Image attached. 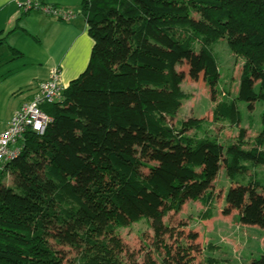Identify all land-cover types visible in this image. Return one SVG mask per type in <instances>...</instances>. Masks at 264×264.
Returning <instances> with one entry per match:
<instances>
[{
  "label": "trees",
  "instance_id": "16d2710c",
  "mask_svg": "<svg viewBox=\"0 0 264 264\" xmlns=\"http://www.w3.org/2000/svg\"><path fill=\"white\" fill-rule=\"evenodd\" d=\"M81 13L93 40L88 63L42 105L51 122L41 136L26 134L10 180L0 181V264H64L60 245L73 252L69 264H190L193 246L178 243L172 255L159 227L186 198L201 204L199 219L211 218L206 184L221 166L223 211L263 223L264 109L254 135L237 125L240 103L264 101V0H83ZM220 41L241 58L236 92H218L211 119H175L191 96L176 65L192 55L214 89ZM215 120L236 134L220 141L209 131ZM142 219L155 230V252L136 261L118 229Z\"/></svg>",
  "mask_w": 264,
  "mask_h": 264
},
{
  "label": "rangeland",
  "instance_id": "374dc122",
  "mask_svg": "<svg viewBox=\"0 0 264 264\" xmlns=\"http://www.w3.org/2000/svg\"><path fill=\"white\" fill-rule=\"evenodd\" d=\"M239 66L238 61H232L225 46L219 47L220 78L213 89L206 84L203 68L195 69L192 55L183 57L181 63L176 65V69L182 74V90L191 96L181 104L175 119L190 117L211 119L212 107L218 98V92L227 87L230 78L236 76ZM214 90L217 91L216 95ZM14 97L0 95V121ZM239 108L243 118L237 126L243 127L247 134L260 123L264 101L243 102L239 104ZM175 119L170 122L173 123ZM237 126H231L223 120H215L209 131L220 141L225 142L236 134ZM143 172H147V169L143 168ZM9 180L7 170L0 171V181ZM228 186L229 180L221 166L206 184V188L212 189L215 195L213 216L209 219L198 218V211L202 206L198 200L192 198H186L180 210H171L163 217L157 239L169 247L172 255L176 256L177 245L182 242L193 246L189 251V255L193 256L190 264H198L206 256L215 257L218 264H264V222H252L241 218L234 208L224 212ZM192 233L195 236L190 238L189 235ZM118 234L125 252L131 253L136 261H140L146 251L155 252L153 244L154 238L156 239L155 230L144 219L119 228ZM209 242L219 246V249L208 251L204 246ZM57 248L65 250L64 264H69L68 261L73 257L72 250L62 245ZM159 252L164 255L162 247L159 248Z\"/></svg>",
  "mask_w": 264,
  "mask_h": 264
},
{
  "label": "crops",
  "instance_id": "0c3cea01",
  "mask_svg": "<svg viewBox=\"0 0 264 264\" xmlns=\"http://www.w3.org/2000/svg\"><path fill=\"white\" fill-rule=\"evenodd\" d=\"M44 1L70 10L74 16L65 21L37 11L22 13L13 0H0V37L5 36L0 43V95L15 96L0 121V131L8 126L20 105L32 97L38 82L48 78L53 67L60 68L61 82L67 86L88 63L93 40L81 13L83 0ZM222 46L240 65L241 58L236 59L224 41L216 45V51L219 53ZM239 70L240 66L236 76L229 79L232 93L237 90ZM260 125L246 137L254 135ZM260 169L264 171V166Z\"/></svg>",
  "mask_w": 264,
  "mask_h": 264
},
{
  "label": "built area",
  "instance_id": "2783aa9c",
  "mask_svg": "<svg viewBox=\"0 0 264 264\" xmlns=\"http://www.w3.org/2000/svg\"><path fill=\"white\" fill-rule=\"evenodd\" d=\"M13 1L22 13L37 11L65 21L74 16L72 11L44 0ZM60 73L59 67H53L48 78L38 82L32 97L20 105L8 126L0 131V171L7 170V165L21 153L26 134L31 132L41 136L51 122V117L42 109V105L59 100L65 87L61 82Z\"/></svg>",
  "mask_w": 264,
  "mask_h": 264
}]
</instances>
